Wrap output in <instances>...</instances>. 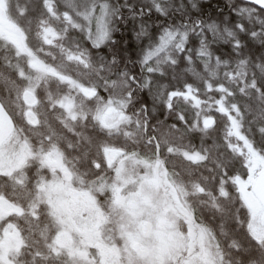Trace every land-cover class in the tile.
Here are the masks:
<instances>
[{
	"label": "snow or ice",
	"instance_id": "obj_1",
	"mask_svg": "<svg viewBox=\"0 0 264 264\" xmlns=\"http://www.w3.org/2000/svg\"><path fill=\"white\" fill-rule=\"evenodd\" d=\"M0 264H264V0H0Z\"/></svg>",
	"mask_w": 264,
	"mask_h": 264
},
{
	"label": "trees",
	"instance_id": "obj_2",
	"mask_svg": "<svg viewBox=\"0 0 264 264\" xmlns=\"http://www.w3.org/2000/svg\"><path fill=\"white\" fill-rule=\"evenodd\" d=\"M204 2H205V4L207 5L208 0H204ZM212 2L214 3L215 0H212Z\"/></svg>",
	"mask_w": 264,
	"mask_h": 264
}]
</instances>
